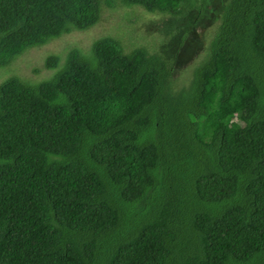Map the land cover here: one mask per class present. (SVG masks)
I'll return each mask as SVG.
<instances>
[{
  "label": "trees",
  "instance_id": "1",
  "mask_svg": "<svg viewBox=\"0 0 264 264\" xmlns=\"http://www.w3.org/2000/svg\"><path fill=\"white\" fill-rule=\"evenodd\" d=\"M103 5L180 19V46L207 1L0 0V68ZM216 5L182 82L173 40L111 37L0 81V264H264V0Z\"/></svg>",
  "mask_w": 264,
  "mask_h": 264
},
{
  "label": "rangeland",
  "instance_id": "2",
  "mask_svg": "<svg viewBox=\"0 0 264 264\" xmlns=\"http://www.w3.org/2000/svg\"><path fill=\"white\" fill-rule=\"evenodd\" d=\"M206 1L207 6L204 13L200 14L195 9L190 13L188 22L194 25L184 34V40L180 46L176 45L177 42L179 45V40L184 33L180 32V19L177 20L178 22L171 21L170 28L173 26V32L168 35L169 30H163V25H166L169 20L165 15L148 13L138 6L122 7L115 5L114 7H107L103 5L100 18L96 24L84 30H73L43 45L27 49L13 59L10 64L0 68V81L12 75L29 83L41 81L53 73L52 69H46L43 66L48 56L58 55L62 60L71 48H77L82 53H88L94 40L101 37H111L119 41L125 52L142 46L153 53L159 40H173L171 53H175V48L179 50V55L174 64V73L178 81L182 82L191 75L192 69L201 60L207 28L212 19L218 18L216 12H219L220 7L217 6L218 4L216 5V2L219 0ZM182 30L186 31V29Z\"/></svg>",
  "mask_w": 264,
  "mask_h": 264
}]
</instances>
